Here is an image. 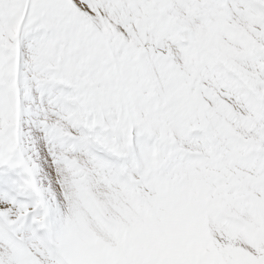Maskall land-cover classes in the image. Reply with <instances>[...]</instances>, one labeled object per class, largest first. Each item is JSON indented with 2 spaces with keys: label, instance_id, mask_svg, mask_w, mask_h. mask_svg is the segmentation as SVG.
Instances as JSON below:
<instances>
[{
  "label": "snow or ice",
  "instance_id": "snow-or-ice-1",
  "mask_svg": "<svg viewBox=\"0 0 264 264\" xmlns=\"http://www.w3.org/2000/svg\"><path fill=\"white\" fill-rule=\"evenodd\" d=\"M0 264H264V0H0Z\"/></svg>",
  "mask_w": 264,
  "mask_h": 264
}]
</instances>
